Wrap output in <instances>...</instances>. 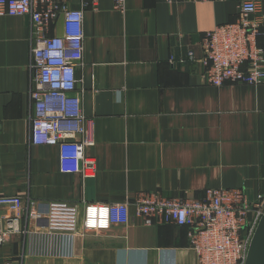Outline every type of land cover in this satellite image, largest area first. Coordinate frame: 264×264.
Listing matches in <instances>:
<instances>
[{"label": "crops", "instance_id": "0c3cea01", "mask_svg": "<svg viewBox=\"0 0 264 264\" xmlns=\"http://www.w3.org/2000/svg\"><path fill=\"white\" fill-rule=\"evenodd\" d=\"M242 1L126 0L119 11L113 0H97L83 9L76 87L93 140L85 155L96 162L86 178L60 172L57 146L30 143V18L0 16V196L18 195L39 212L57 200L80 210L85 202L130 205L127 224L82 233L79 225L65 257L30 253L29 233L45 222L22 211L27 233L6 237L0 263L196 264L187 228L143 224L134 216L137 198H201L208 188L264 198V82L213 86L198 62L185 60L187 49L200 57V38L233 22ZM257 1L263 47L264 0ZM50 33H61L60 21Z\"/></svg>", "mask_w": 264, "mask_h": 264}, {"label": "built area", "instance_id": "2783aa9c", "mask_svg": "<svg viewBox=\"0 0 264 264\" xmlns=\"http://www.w3.org/2000/svg\"><path fill=\"white\" fill-rule=\"evenodd\" d=\"M74 1L77 6L72 5ZM96 3L97 0H0V16L30 18V143L57 146L60 172L77 173L82 178L94 176L96 162L85 155L93 140L87 132L75 69L82 60L83 9L88 5L95 7ZM125 5L126 0H113L116 10L123 11ZM260 12L259 1L243 0L233 22L217 25L200 38L197 44L200 57L187 49L185 60L202 66L207 84L264 82V46L257 44L263 20ZM59 21L61 33L51 34V28ZM129 206L127 202H85L80 210L77 204L57 200L48 202L45 212H39L18 195L0 196V245L9 235L27 233L19 224L24 211L27 218L45 222L43 227L29 233L30 253L69 256L79 225L82 233L127 224ZM133 206L134 216L145 225L166 223L186 227L196 264H244L264 213V198L249 201L243 188H208L201 198L147 193L137 198ZM2 208L13 215L4 216ZM0 264L12 263L8 260Z\"/></svg>", "mask_w": 264, "mask_h": 264}, {"label": "water", "instance_id": "95a60500", "mask_svg": "<svg viewBox=\"0 0 264 264\" xmlns=\"http://www.w3.org/2000/svg\"><path fill=\"white\" fill-rule=\"evenodd\" d=\"M244 264H264V213L251 239Z\"/></svg>", "mask_w": 264, "mask_h": 264}]
</instances>
